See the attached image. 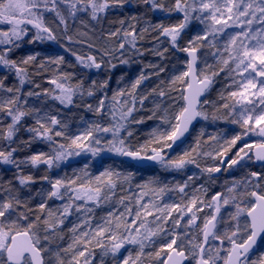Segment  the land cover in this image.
Wrapping results in <instances>:
<instances>
[{
  "label": "snow or ice",
  "instance_id": "1",
  "mask_svg": "<svg viewBox=\"0 0 264 264\" xmlns=\"http://www.w3.org/2000/svg\"><path fill=\"white\" fill-rule=\"evenodd\" d=\"M0 264H264V0H0Z\"/></svg>",
  "mask_w": 264,
  "mask_h": 264
},
{
  "label": "trees",
  "instance_id": "2",
  "mask_svg": "<svg viewBox=\"0 0 264 264\" xmlns=\"http://www.w3.org/2000/svg\"><path fill=\"white\" fill-rule=\"evenodd\" d=\"M212 129H209V131H211Z\"/></svg>",
  "mask_w": 264,
  "mask_h": 264
}]
</instances>
